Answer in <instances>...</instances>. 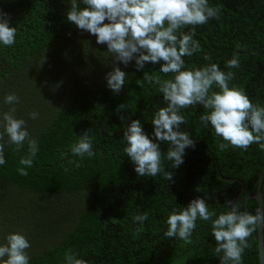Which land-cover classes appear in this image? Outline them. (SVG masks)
Listing matches in <instances>:
<instances>
[{
    "label": "trees",
    "instance_id": "16d2710c",
    "mask_svg": "<svg viewBox=\"0 0 264 264\" xmlns=\"http://www.w3.org/2000/svg\"><path fill=\"white\" fill-rule=\"evenodd\" d=\"M71 2L0 0V10L17 28L14 45L0 44V119L14 106L16 118L26 121L39 148L33 167L22 176L17 169L28 151L27 142L17 152L5 136L0 240L9 233L26 235L31 244L29 264H65L69 250L88 264H220L211 220L198 219L192 243L186 244L164 235L167 218L173 208H186L197 197L206 199L217 215L228 210L234 197L244 211L245 198L256 190L262 150L253 143L247 151L232 146L222 151L219 145L226 142L210 124L203 125L199 118L205 109L197 104L180 110L186 120L180 130L190 133L196 145L185 150L184 163L172 168L166 158L170 145L160 143L163 166L173 173V180L166 181L163 173L139 177L123 151L124 128L140 120L153 138V114L167 104L159 86L149 84L144 74L162 80L173 74L158 73L163 61L147 63L139 71L135 61L127 67L119 64L127 78L114 94L105 80L112 69L111 53L106 44H97L95 36L67 21ZM76 2L85 7L81 0ZM209 5L220 6L218 19L181 29L187 33L194 28L193 38L201 47L183 57L186 67L215 63L222 71H232L229 87L243 88L253 104L264 106V0H209ZM234 53L239 54L240 66L228 69L226 62ZM212 91L219 89L213 85ZM11 93L19 97L18 104L4 103ZM33 111L39 113L35 120L29 116ZM88 129L96 155L81 159L71 154L70 146ZM261 192L264 200V179ZM247 207L255 214L256 201L249 199ZM145 212L144 231L134 235L139 225L132 217ZM248 243L242 264H259L256 232Z\"/></svg>",
    "mask_w": 264,
    "mask_h": 264
},
{
    "label": "clouds",
    "instance_id": "9594fccd",
    "mask_svg": "<svg viewBox=\"0 0 264 264\" xmlns=\"http://www.w3.org/2000/svg\"><path fill=\"white\" fill-rule=\"evenodd\" d=\"M81 3L85 7H79L76 0H72L66 19L79 30L95 36L97 44L107 45V52L112 56V70L106 73L105 80L114 94L122 90L127 78L119 64L127 67L135 61L139 71L147 63L163 61L158 73L173 74L172 79L164 80L159 75L144 74L149 84L159 86L158 91L167 104L153 114L151 124L155 142L144 132L140 120H132L124 128L126 147L123 151L135 165L134 170L139 177H156L163 173L166 181L173 180V173L163 166L164 154L160 143L170 145L166 158L172 161V168L184 163L185 150L195 149L196 145L190 133L180 130V126L186 124L180 110L197 104L205 109L199 118L203 125L207 127L210 124L215 134L226 142L219 145L222 151L229 146L247 151L253 143L264 150V106L253 104L243 88L229 87L234 72L222 71L215 63L188 69L183 59L201 51V47L199 41L193 38L194 28L187 33L181 29L218 19L220 6H210L209 0H81ZM16 34L17 28L10 26V17L0 10V44L11 47ZM45 59L44 56L42 64ZM204 59L211 60V57L205 55ZM239 66V54L234 53L226 62V67L233 69ZM213 85L219 91H212ZM4 103L18 104L19 97L15 93L8 94ZM124 107L119 106L120 109ZM29 116L35 120L39 113L33 111ZM120 119L123 121L125 117L120 116ZM0 128L3 129L0 131V166L6 163L5 136L8 137L7 143L15 145L14 151L17 152L27 142L28 151L19 160L22 167L17 169L20 175L27 176L26 169L33 167L39 150L38 141L27 130L26 121L16 118L14 106L2 114ZM90 133L91 129H88L79 135L78 140L70 146L72 155L81 159L96 155ZM65 155L62 153L61 158ZM68 163L80 166L76 161L69 160ZM65 171L68 169L65 168ZM132 219L139 225L134 231V235H138L144 231L148 213L134 215ZM198 219L212 222L211 231L217 244L214 251L220 264H242L244 250L251 247L248 238L264 223V209L258 207L253 214L241 211L238 201H229L228 210L217 215L210 210L206 199L197 197L186 208L172 209L164 235L168 238L178 237L191 244ZM30 247V241L23 233L7 234L0 240V264H29L27 250ZM64 261L65 264H88L71 250L65 253Z\"/></svg>",
    "mask_w": 264,
    "mask_h": 264
},
{
    "label": "water",
    "instance_id": "95a60500",
    "mask_svg": "<svg viewBox=\"0 0 264 264\" xmlns=\"http://www.w3.org/2000/svg\"><path fill=\"white\" fill-rule=\"evenodd\" d=\"M262 169L260 171L257 183H256V190L254 194H251L247 196L244 200V211H248L247 202L249 199H253L257 203V208L261 207L264 209V200H263V194L261 192V186L264 179V150H262ZM217 171H219L218 166L216 165ZM226 181H230L228 179L223 178ZM243 191V189H242ZM241 191V192H242ZM241 192L238 196H240ZM237 197H234L231 201L234 202ZM263 224L260 225V227L256 231V238H257V252H258V262L259 264H264V231H263Z\"/></svg>",
    "mask_w": 264,
    "mask_h": 264
},
{
    "label": "rangeland",
    "instance_id": "374dc122",
    "mask_svg": "<svg viewBox=\"0 0 264 264\" xmlns=\"http://www.w3.org/2000/svg\"><path fill=\"white\" fill-rule=\"evenodd\" d=\"M112 70V69H111Z\"/></svg>",
    "mask_w": 264,
    "mask_h": 264
}]
</instances>
